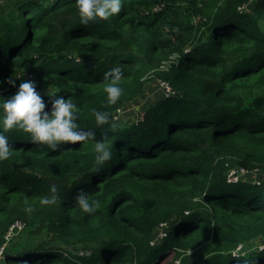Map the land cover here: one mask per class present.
Wrapping results in <instances>:
<instances>
[{"label":"trees","instance_id":"16d2710c","mask_svg":"<svg viewBox=\"0 0 264 264\" xmlns=\"http://www.w3.org/2000/svg\"><path fill=\"white\" fill-rule=\"evenodd\" d=\"M192 10L205 21L192 23ZM117 65L122 92L108 104L104 73ZM153 70L173 89L142 117L116 118ZM8 77L34 80L42 94L58 89L77 103V126L96 136L52 150L0 128L9 138L0 159V260L264 264V246L237 250L264 235V177L248 174L264 175V0H122L118 13L87 25L76 0H2L5 97L15 91ZM92 109L109 120L97 126ZM97 139L113 153L98 170ZM81 190L98 201L91 213L76 202ZM16 218L32 223L18 244L6 237ZM48 232L59 245L46 246Z\"/></svg>","mask_w":264,"mask_h":264},{"label":"clouds","instance_id":"9594fccd","mask_svg":"<svg viewBox=\"0 0 264 264\" xmlns=\"http://www.w3.org/2000/svg\"><path fill=\"white\" fill-rule=\"evenodd\" d=\"M122 0H76L77 15L80 23L87 25L90 20L106 19L121 9ZM122 75L117 65L104 73V78L111 82L105 84L107 103L114 104L121 95L119 81ZM7 82L15 87V91L7 97L0 95V128L4 130L18 128L28 134L29 139L38 144L46 145L55 150L62 143L84 141L95 137V131L77 126L79 107L73 100L59 94L53 88L47 94L41 93L36 82L22 79L19 84L8 77ZM97 126L109 120V115L101 110L92 109ZM107 133L105 132L104 135ZM112 150L103 139H97L94 144V161L97 169L112 158ZM9 156V138L0 132V159ZM52 191L55 192V186ZM45 198L43 203L55 200ZM76 202L85 213L93 212L99 205L96 200H89L86 192L77 193ZM31 208V205L27 206ZM236 264H250L248 260H236Z\"/></svg>","mask_w":264,"mask_h":264},{"label":"rangeland","instance_id":"374dc122","mask_svg":"<svg viewBox=\"0 0 264 264\" xmlns=\"http://www.w3.org/2000/svg\"><path fill=\"white\" fill-rule=\"evenodd\" d=\"M2 1V0H0ZM160 5H156L154 7V9L159 8ZM190 20L192 21V23H200L202 21H205V18L207 17L206 14L200 12V11H190ZM165 65H159L158 67H156V70H161L162 67H164ZM20 73V72H19ZM155 70H153L152 74L149 77L148 82L146 83L147 88L145 91H143L131 104H129L127 107L122 108L121 110H119L118 114L116 115V118L120 119V118H130L133 116H141L143 112L147 109V107L151 104H154L158 99L167 96L169 89L171 88L170 86H172V84L170 82H168L167 80H165L164 78L160 77V76H156L155 75ZM19 75V74H18ZM173 89V86H172ZM245 171V170H241L240 172ZM262 172L257 171H251L248 172V174L251 177H257L258 178H262L264 177L263 174H261ZM246 175H248L247 173H245ZM244 174V176H246ZM248 176V177H250ZM16 219H20V218H16ZM24 220V219H21ZM20 225V221L16 220L14 221L11 226L10 229L11 231L9 232V238L13 239L14 238V244H18V243H23L25 240V235L28 231L29 228H31V225H28V227H23L22 229H20L21 227ZM22 231V232H21ZM158 233H160L159 235H164V233H162L161 231H158ZM49 234L50 232H48L47 235L43 236L42 238H45L48 240V244L46 246H49V244L57 246L59 245V240H56V238H51L49 239ZM39 240V239H38ZM9 241V240H8ZM5 242L4 245L2 246V251L4 250L5 245L8 246L9 244ZM11 242V241H9ZM254 245H258L259 248L264 246V235H259L257 236L254 240H252L251 242L243 245V246H239L237 248V250L239 251H244V252H251L254 248ZM1 251V252H2ZM238 251H236L234 254H237ZM3 257L2 259H4V253L1 254L0 258ZM168 258H172V255H170ZM0 260V264H6L5 260Z\"/></svg>","mask_w":264,"mask_h":264},{"label":"built area","instance_id":"2783aa9c","mask_svg":"<svg viewBox=\"0 0 264 264\" xmlns=\"http://www.w3.org/2000/svg\"><path fill=\"white\" fill-rule=\"evenodd\" d=\"M171 57H173V56L171 55L170 58H169V60H171ZM169 60H168V61H169ZM170 87H171V88L169 89V91L172 90V86H170ZM16 220L20 221V225H19V226L21 227L20 229H22V228L24 227V221H22L21 219H16ZM16 220H15V221H16ZM10 231H11V229H10V227H9V230H8V232H7V234H6V237H7V238L9 237L8 234H9Z\"/></svg>","mask_w":264,"mask_h":264}]
</instances>
